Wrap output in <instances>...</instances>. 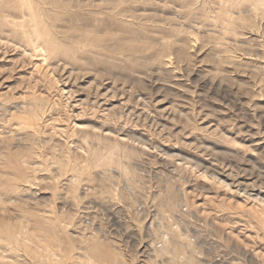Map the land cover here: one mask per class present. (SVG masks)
<instances>
[{
  "label": "rangeland",
  "instance_id": "1",
  "mask_svg": "<svg viewBox=\"0 0 264 264\" xmlns=\"http://www.w3.org/2000/svg\"><path fill=\"white\" fill-rule=\"evenodd\" d=\"M50 1L53 54L0 0V264H264V0Z\"/></svg>",
  "mask_w": 264,
  "mask_h": 264
},
{
  "label": "bare ground",
  "instance_id": "2",
  "mask_svg": "<svg viewBox=\"0 0 264 264\" xmlns=\"http://www.w3.org/2000/svg\"><path fill=\"white\" fill-rule=\"evenodd\" d=\"M3 1V0H2ZM18 1H20L21 3H22V6L21 7H27V10H28V12L26 11V9H24L21 13H20V18L22 19V23H21V28H25V24H26V19L27 18H30L31 19V23L33 24V32H34V34H35V36L37 37V38H35V39H31V40H29V44H28V46L31 48V50H34V51H37V50H40L41 52H44V50H45V45H47V47H48V49H49V51L53 54L54 52H57L58 50H59V48H58V46H57V44H56V42L55 41H61V39H68V37L67 36H65V35H59L57 32H56V34H55V26L52 24V26L50 27V30H49V27L48 28H46L45 27V16L48 18V19H51V15H50V12L52 11H54L56 8L58 9V7H59V5H58V7H53V6H55L54 4V1H53V3H52V1H50V2H48V0H18ZM27 1V5H23L25 2ZM32 1H37V3H38V5H39V12L37 13V11H35L34 9H33V7H32ZM71 2V1H70ZM69 2V3H70ZM13 3V2H12ZM58 3V2H57ZM253 3L255 4V5H261V4H263V0H254L253 1ZM53 4V5H52ZM254 6V5H253ZM60 9H61V7H60ZM68 9V8H67ZM55 11H58V10H55ZM60 11V10H59ZM2 12V11H1ZM9 12V11H8ZM51 12V13H52ZM54 13V12H53ZM61 12H59V14H60ZM65 13H66V11H65ZM114 13V12H113ZM61 14H64V13H61ZM230 17H231V15H230ZM6 18V17H5ZM11 18H12V16H11ZM14 19H16L15 17H13ZM228 23V22H227ZM51 24V23H50ZM45 29H47V30H49L48 31V33L49 34H51L52 33V35H53V37H51L48 33H47V30H45ZM15 31V30H14ZM17 31V30H16ZM21 31H22V29H21ZM226 33V32H225ZM23 34V36H24V34L25 33H22ZM85 34H86V32H85ZM55 35V36H54ZM88 36H89V34H88ZM87 36V37H88ZM95 36V35H94ZM80 37V36H79ZM87 37L85 36V37H83L82 39H81V37H80V42H78V43H81L82 44V46H84L83 48H85V47H91V46H94L95 45V43L93 42V43H89V41H88V39H87ZM90 37V36H89ZM71 41H73V40H75V39H70ZM65 41V40H64ZM62 46V45H61ZM70 47H72L71 46V44H70ZM71 53V52H70ZM69 53V54H70ZM88 53V52H87ZM72 55V54H71ZM41 56H45V55H41ZM40 57V56H39ZM47 56H46V59H45V61H44V64H47V66L49 65L48 63H47ZM41 63V62H40ZM59 63V62H58ZM50 66V65H49ZM69 66V65H68ZM263 70V69H262ZM112 154V153H111ZM100 160V159H99ZM122 163V162H121ZM109 171V170H108ZM125 171V170H124ZM110 191V190H109ZM110 194V193H109ZM100 195V194H99ZM42 221V220H41ZM44 221V220H43ZM189 225V224H188ZM55 228V227H54ZM193 229V228H192ZM7 232H5V234H6ZM15 234V233H14ZM52 236V235H51ZM12 238V237H11ZM16 239V238H15ZM84 239V238H83ZM89 242V241H88ZM154 242V241H153ZM83 245V244H82ZM151 248V247H150ZM149 248V249H150ZM84 249V248H83ZM74 250V249H73ZM48 251V250H47ZM81 251V250H80ZM50 252H51V250H50ZM48 253V252H47ZM46 253V254H47ZM82 254V253H81ZM151 254V253H150ZM52 255V254H51ZM111 255V254H110ZM85 256H87V255H85ZM48 258H49V256H47ZM52 257V256H51ZM63 258V257H62ZM154 258V257H153ZM47 262H48V260H46ZM80 261V260H79ZM53 262H55V261H53ZM110 262V261H109ZM166 262V261H165ZM205 262V261H204ZM49 264V263H48Z\"/></svg>",
  "mask_w": 264,
  "mask_h": 264
}]
</instances>
